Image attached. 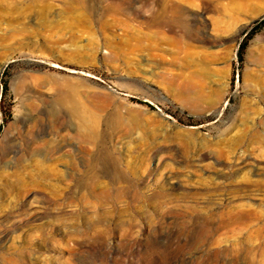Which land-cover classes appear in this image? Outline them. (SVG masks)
I'll return each instance as SVG.
<instances>
[{"label":"rangeland","instance_id":"374dc122","mask_svg":"<svg viewBox=\"0 0 264 264\" xmlns=\"http://www.w3.org/2000/svg\"><path fill=\"white\" fill-rule=\"evenodd\" d=\"M263 19L0 0V264H264ZM73 108L92 142L62 128Z\"/></svg>","mask_w":264,"mask_h":264},{"label":"bare ground","instance_id":"6f19581e","mask_svg":"<svg viewBox=\"0 0 264 264\" xmlns=\"http://www.w3.org/2000/svg\"><path fill=\"white\" fill-rule=\"evenodd\" d=\"M171 12L172 13L170 16L174 15L173 17H175V16H177L176 13H178V14L180 13V10H178L176 8H172ZM168 16H169V14H167V12H164L163 16L161 15V18H157V19L148 18V19H146V24H144V25L146 26L148 31H150V29L152 27H157L159 29V32H160L162 30L161 28L164 27V24H166L168 22V19H167ZM146 35L148 37L151 36L150 32ZM62 118H63L61 121L62 128L64 130L70 129L72 132V137H73V139H75V141L76 140H82V139L90 141L92 139V135L89 132H86L84 130V125L82 123V120L78 116L76 109H74V108L70 109L68 114L63 115ZM91 142H92V140H91ZM74 167H76V166H74Z\"/></svg>","mask_w":264,"mask_h":264},{"label":"trees","instance_id":"16d2710c","mask_svg":"<svg viewBox=\"0 0 264 264\" xmlns=\"http://www.w3.org/2000/svg\"><path fill=\"white\" fill-rule=\"evenodd\" d=\"M263 24H264V19L263 20H260L256 25H254L249 30V32L247 34V38L251 37L261 27V25H263ZM245 45H246V40L242 41V43L240 45V48H239V51H238L239 59H242ZM5 90H6V85H3V91H5ZM0 130H1V125H0Z\"/></svg>","mask_w":264,"mask_h":264}]
</instances>
